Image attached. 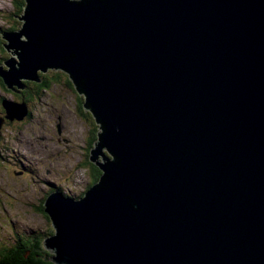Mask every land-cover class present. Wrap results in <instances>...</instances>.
Segmentation results:
<instances>
[{"label": "water", "instance_id": "95a60500", "mask_svg": "<svg viewBox=\"0 0 264 264\" xmlns=\"http://www.w3.org/2000/svg\"><path fill=\"white\" fill-rule=\"evenodd\" d=\"M26 4L0 77L70 74L106 172L79 202L46 198L51 261L264 264V0Z\"/></svg>", "mask_w": 264, "mask_h": 264}, {"label": "rangeland", "instance_id": "374dc122", "mask_svg": "<svg viewBox=\"0 0 264 264\" xmlns=\"http://www.w3.org/2000/svg\"><path fill=\"white\" fill-rule=\"evenodd\" d=\"M21 5V0H0V35L16 33L22 29L23 21L17 19L21 18L24 13L19 9ZM26 6L27 4L24 5ZM22 38L25 39V36ZM1 42L8 45V41L0 36V67L3 72H8L9 67L3 62L10 58H15L17 63L19 61L11 53L9 59L2 58ZM10 52L13 53V50ZM32 93V97H35L33 101H20L14 95L0 90V108L6 117L17 118L24 115L28 118L30 114L32 116L22 121L23 124L7 128L0 118V154L6 151L7 158L5 163H0V181H3L1 175L11 174L14 177V170L18 173L24 171L25 168V175L19 177L20 183L9 180V186L3 184L4 193L0 196V244L7 243L6 247H10L11 243L8 238L10 231L6 226L11 220L15 224L20 222L30 224L33 230L48 233L49 224L40 209L44 208L47 194L52 193L49 191L48 180L52 182V185L60 186L65 195L76 199H78L77 195L85 191V185L92 182L88 169L81 166V163L86 164L87 161L86 166L92 164L88 161L90 155L88 160L86 157L90 154L87 150V143L93 127L78 113L77 99L68 91L56 86H53L50 92ZM26 106H30L31 110H28ZM15 112L17 114H14ZM86 112L90 111L86 110ZM60 116H64V124L67 128L65 132L60 126L61 121L58 120ZM99 128H101L100 125ZM16 150H20L21 155L24 156L21 162H19V156L16 155ZM40 150L43 152V157L38 155ZM106 151L104 149L102 152L105 157H109ZM99 157L101 158L99 162L103 163L102 157ZM30 162H36L40 172L37 171V173L32 167L30 168L31 176L37 179L35 184L28 182V185L24 178L28 176L27 170ZM55 191L59 192L57 189ZM43 238L42 242H44Z\"/></svg>", "mask_w": 264, "mask_h": 264}, {"label": "trees", "instance_id": "16d2710c", "mask_svg": "<svg viewBox=\"0 0 264 264\" xmlns=\"http://www.w3.org/2000/svg\"><path fill=\"white\" fill-rule=\"evenodd\" d=\"M22 5L19 7L21 12H25L24 5L26 4V0H21ZM23 25V24H22ZM16 29V27H14ZM5 43L1 42V48H2V58L9 59L11 57L10 52L5 49L4 51ZM1 64V63H0ZM39 78L41 83H36L33 81H22V85L25 87L24 90H21L20 88L15 87L14 90H11L8 88L4 78L0 77V90L4 91L5 93H11L16 94L17 99L20 101H33L35 97H32V92L34 93H41L44 91H50V89L53 86L59 87L65 91H68L71 95H73L77 99V110L78 113L88 122L92 127L93 130L90 132V137H88V146L87 154L88 158L89 155L91 156V150L95 148L96 143L99 142V133L101 132V129L99 128V124L96 122V119H94V115L91 112H86V100L85 97L81 95L79 92L76 83L74 82L72 76L68 74L67 72L63 70H51L49 69L47 72H38ZM48 88V89H47ZM50 88V89H49ZM29 89V90H28ZM32 91V92H31ZM28 92V95H27ZM28 110L30 109V106H26ZM31 110V109H30ZM92 116V117H91ZM32 117L31 114L28 118ZM87 118V119H86ZM4 122H9V119L7 117H4ZM18 123H21L22 121L17 120ZM95 136V137H94ZM106 154L109 156V159L112 160V156L106 151ZM6 157V156H5ZM87 158V160H88ZM7 159V158H6ZM89 161V160H88ZM88 165L87 161L85 163H81V166L88 169V174L91 176L92 182L90 184V187L95 186L99 184L102 180V178L105 176L106 178V172L103 171L101 168H99L96 164L92 163ZM85 187V191L88 189ZM57 189L59 192H62L63 196L65 198H74L70 197L67 194L65 195L62 191V188L60 186H55L52 191H55ZM84 195H82L83 197ZM42 215L47 219L48 222V235L47 237H57L59 234L57 233L56 229L51 226V217L50 215L45 211L43 208ZM16 238L19 240L18 244L13 246L12 249L9 250V252H5V250L0 249V264H56L51 259L54 257V254L49 251L45 245L42 242L43 234L40 235V240L34 241V239L28 240V242L22 241L18 235H16Z\"/></svg>", "mask_w": 264, "mask_h": 264}, {"label": "flooded vegetation", "instance_id": "af4514ba", "mask_svg": "<svg viewBox=\"0 0 264 264\" xmlns=\"http://www.w3.org/2000/svg\"><path fill=\"white\" fill-rule=\"evenodd\" d=\"M12 90H14V89H12ZM8 94H11V93H8ZM12 95H14V94H12ZM15 96V98H17V96H16V94L14 95ZM18 100V99H17ZM30 110V109H29ZM4 117H6V115L3 113V111H2V109L0 108V118H1V120L2 121H4ZM8 118V117H7ZM9 119V118H8ZM27 119H29V118H26V119H24V120H22V121H25V120H27ZM10 120L11 119H9V122H6L5 121V128H7V127H11V126H13V125H17V124H23L24 122H21V123H18L17 122V119H15V120H13L12 122H10ZM58 120H60L61 122H60V126H61V128L63 129V132H65L66 130H67V128H66V126H65V124H64V116H60V117H58ZM6 151H4V152H2L1 154H0V163H5V161H6V153H5ZM16 152H19V150H16ZM2 155H3V157H2ZM19 155H21V152L18 154V156ZM38 155L40 156V157H43V152L40 150L39 151V153H38ZM20 158V157H19ZM21 159V158H20ZM19 159V160H20ZM31 164H33V165H35L36 167H38V164L36 163V162H31ZM13 174H15V176H18V177H23L24 175H25V172L24 171H21V172H18L17 173V170H14L13 171ZM1 178L3 179V181H0V187H1V191L3 192V184H5L6 186H9V179H10V176H7V175H1ZM49 186H50V184H49ZM50 188H51V186L49 187V191H50ZM49 195L47 194V197H48ZM40 209H43V208H40ZM39 233H38V231H36V230H33V229H31V230H29V231H25V232H23V234H20L19 235V237H20V239L22 240H24L25 242H28V240H30V239H34V241H37L38 239H39ZM44 236V235H43ZM40 240V239H39ZM19 242V240L18 239H16L15 240V243L17 244Z\"/></svg>", "mask_w": 264, "mask_h": 264}, {"label": "bare ground", "instance_id": "6f19581e", "mask_svg": "<svg viewBox=\"0 0 264 264\" xmlns=\"http://www.w3.org/2000/svg\"><path fill=\"white\" fill-rule=\"evenodd\" d=\"M70 1H78V0H70ZM79 1H81V0H79ZM24 38H22V41H25L26 40V38L23 40ZM13 51H15V50H13ZM18 51H20V50H18ZM48 89V88H47ZM50 89V88H49ZM50 92V91H49ZM14 114H17L16 112L14 113ZM13 117H15V116H13ZM22 117H24V115H20L19 117H17V118H22ZM92 117V116H91ZM26 118V117H25ZM36 119V118H35ZM87 119V118H86ZM95 119V118H94ZM10 122H12V121H10ZM3 124H5V122L3 121ZM95 137V136H94ZM2 157H3V155H2ZM27 159H28V157H27ZM25 160H26V158H25ZM52 173V172H51ZM48 174H50V171H48ZM88 188V187H87ZM89 189V188H88ZM87 189V190H88ZM86 190V191H87ZM85 191V192H86ZM44 209H45V206H44Z\"/></svg>", "mask_w": 264, "mask_h": 264}, {"label": "clouds", "instance_id": "9594fccd", "mask_svg": "<svg viewBox=\"0 0 264 264\" xmlns=\"http://www.w3.org/2000/svg\"><path fill=\"white\" fill-rule=\"evenodd\" d=\"M13 53H14V51H13Z\"/></svg>", "mask_w": 264, "mask_h": 264}]
</instances>
